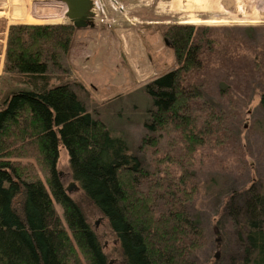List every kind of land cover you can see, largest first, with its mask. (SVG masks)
<instances>
[{"label":"trees","instance_id":"16d2710c","mask_svg":"<svg viewBox=\"0 0 264 264\" xmlns=\"http://www.w3.org/2000/svg\"><path fill=\"white\" fill-rule=\"evenodd\" d=\"M159 28L175 61L145 84L151 109L144 126L150 135L142 145L154 149L158 135L170 133L183 165L198 150L230 136V117L206 100L212 86L215 95L238 107L247 103L255 83L264 85V75L253 79L264 62L253 67L247 54L234 61V43L237 50L248 45L253 55L264 56V47L258 51L248 39L230 35L217 49L220 42L203 25ZM79 31L69 23L6 29L0 73V264L109 262L82 205L60 181L58 145L68 155L72 181L118 242L122 264H192L189 256L203 245V231L191 222L182 194L186 187L196 190L195 181L177 168L172 178L148 173L127 143L87 111L80 82L68 77ZM221 71L240 76L224 90L214 82ZM230 90L243 92L245 100L231 97ZM258 95L264 122V90ZM159 196L164 202L158 206ZM244 196L242 223L233 214L246 256L242 264H264V195L249 189Z\"/></svg>","mask_w":264,"mask_h":264},{"label":"rangeland","instance_id":"374dc122","mask_svg":"<svg viewBox=\"0 0 264 264\" xmlns=\"http://www.w3.org/2000/svg\"><path fill=\"white\" fill-rule=\"evenodd\" d=\"M231 1V5L226 6L227 0H97L95 26L77 32L69 58L68 77L80 82L83 88L80 98L87 111L99 118L113 136L127 143L148 173L172 178L177 168L178 174L185 171L195 181L196 190L186 187L182 194L191 222L203 231V245L189 256L192 264H242L246 257L239 238L240 226L233 214L238 215L242 223L241 212L247 204L244 195L249 189L264 195V122L258 95L264 85L255 83L247 103L238 107L224 96L215 95L216 86H212L206 100L218 110L226 111L230 117L226 122L230 136L221 145L212 144L198 150L193 159L182 165L180 146L172 141V134H159L154 149L142 145V140L150 135L144 126L151 109L145 84L174 67L175 57L162 37L159 28L162 25L207 26L220 42L217 49L223 47V39L237 35L261 51L264 47V0ZM64 12V6L55 0H0V23L4 27L0 32V73L8 26L50 25L63 20L68 23ZM28 19L33 23L27 24ZM233 49L237 52L232 56L234 61L242 60V55L247 54L252 62L255 60L253 67L264 62V56L253 55L246 44L239 45L237 50L234 43ZM227 51L232 52L229 46ZM259 75H264V70L253 77L254 82ZM235 76L240 75L221 71L214 82L225 90L227 87L223 85L237 82ZM240 92L230 90V96H242ZM180 165L182 168L178 167ZM56 169L64 188L74 183L68 155L61 145H58ZM69 191V195L82 205L99 236L108 264H122L118 242L104 218L85 201L77 184ZM158 198L156 205L159 206L164 200L162 196ZM54 207L59 212L58 207Z\"/></svg>","mask_w":264,"mask_h":264},{"label":"water","instance_id":"95a60500","mask_svg":"<svg viewBox=\"0 0 264 264\" xmlns=\"http://www.w3.org/2000/svg\"><path fill=\"white\" fill-rule=\"evenodd\" d=\"M64 6V18L68 20L77 30L93 28L95 26L94 1L93 0H55ZM58 176L60 173L58 172ZM75 186V183L70 184L65 188L66 192H70V188Z\"/></svg>","mask_w":264,"mask_h":264},{"label":"bare ground","instance_id":"6f19581e","mask_svg":"<svg viewBox=\"0 0 264 264\" xmlns=\"http://www.w3.org/2000/svg\"><path fill=\"white\" fill-rule=\"evenodd\" d=\"M231 0H227V3L225 4L226 6H228V5H231ZM221 22H223V21H213V23H221ZM33 23V20H31V19H28V23L27 24H32ZM35 23V22H34ZM194 23H197V22H194ZM225 23V22H224Z\"/></svg>","mask_w":264,"mask_h":264},{"label":"crops","instance_id":"0c3cea01","mask_svg":"<svg viewBox=\"0 0 264 264\" xmlns=\"http://www.w3.org/2000/svg\"><path fill=\"white\" fill-rule=\"evenodd\" d=\"M65 22H66L65 20H63V21H57V23H54V24H63Z\"/></svg>","mask_w":264,"mask_h":264},{"label":"built area","instance_id":"2783aa9c","mask_svg":"<svg viewBox=\"0 0 264 264\" xmlns=\"http://www.w3.org/2000/svg\"><path fill=\"white\" fill-rule=\"evenodd\" d=\"M96 1H97V0H94L95 10H96V8H97V3H96ZM95 10H94V11H95Z\"/></svg>","mask_w":264,"mask_h":264},{"label":"flooded vegetation","instance_id":"af4514ba","mask_svg":"<svg viewBox=\"0 0 264 264\" xmlns=\"http://www.w3.org/2000/svg\"><path fill=\"white\" fill-rule=\"evenodd\" d=\"M60 177V176H59Z\"/></svg>","mask_w":264,"mask_h":264}]
</instances>
